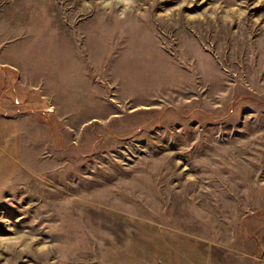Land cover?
<instances>
[{
	"label": "rangeland",
	"instance_id": "1",
	"mask_svg": "<svg viewBox=\"0 0 264 264\" xmlns=\"http://www.w3.org/2000/svg\"><path fill=\"white\" fill-rule=\"evenodd\" d=\"M0 112V264H264V0H0Z\"/></svg>",
	"mask_w": 264,
	"mask_h": 264
},
{
	"label": "crops",
	"instance_id": "2",
	"mask_svg": "<svg viewBox=\"0 0 264 264\" xmlns=\"http://www.w3.org/2000/svg\"><path fill=\"white\" fill-rule=\"evenodd\" d=\"M20 128L18 118L0 112V185L12 181L22 170Z\"/></svg>",
	"mask_w": 264,
	"mask_h": 264
}]
</instances>
